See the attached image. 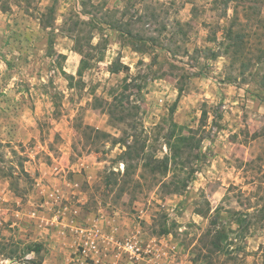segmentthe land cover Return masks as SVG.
I'll return each mask as SVG.
<instances>
[{"label": "rangeland", "instance_id": "1", "mask_svg": "<svg viewBox=\"0 0 264 264\" xmlns=\"http://www.w3.org/2000/svg\"><path fill=\"white\" fill-rule=\"evenodd\" d=\"M0 264H264V0H0Z\"/></svg>", "mask_w": 264, "mask_h": 264}, {"label": "trees", "instance_id": "2", "mask_svg": "<svg viewBox=\"0 0 264 264\" xmlns=\"http://www.w3.org/2000/svg\"><path fill=\"white\" fill-rule=\"evenodd\" d=\"M226 1H228V0H226ZM121 67H123L124 69H127V67H125V66H121ZM117 70H118V68H112L113 72H115ZM132 148L133 147L128 144L127 150L124 153L130 154L131 152H133ZM125 164H126V162H125ZM160 166H162L164 169H167V159L166 158L159 160V162L156 164V169H158ZM124 174H125V176H126V174H128L127 169H126V172ZM228 230L229 229H227L226 226L223 224H220V226H214L212 229L208 230V233H207V235H209L208 244H209L210 250L212 252L221 251L223 249V247L225 246L224 244L227 243V241L229 239V237L227 235ZM163 233H167V231L164 230ZM229 241L231 242V240H229ZM40 250H41V245L39 243H35L32 247L29 248V251H34L37 253L40 252Z\"/></svg>", "mask_w": 264, "mask_h": 264}, {"label": "crops", "instance_id": "3", "mask_svg": "<svg viewBox=\"0 0 264 264\" xmlns=\"http://www.w3.org/2000/svg\"><path fill=\"white\" fill-rule=\"evenodd\" d=\"M98 240H99V237H96L94 236L93 238H88L86 241H84V249L87 247H96V244L98 243ZM156 244H154L155 246ZM154 249V253L156 256L157 255H161L162 253H166V251L164 250V247L163 246H159V245H156V247L153 248ZM158 257V256H157Z\"/></svg>", "mask_w": 264, "mask_h": 264}, {"label": "built area", "instance_id": "4", "mask_svg": "<svg viewBox=\"0 0 264 264\" xmlns=\"http://www.w3.org/2000/svg\"><path fill=\"white\" fill-rule=\"evenodd\" d=\"M127 251H129L130 253L135 251L134 246L131 243L126 242L125 243V247H124Z\"/></svg>", "mask_w": 264, "mask_h": 264}]
</instances>
